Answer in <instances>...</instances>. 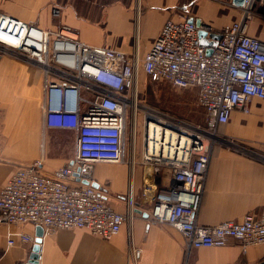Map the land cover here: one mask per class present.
<instances>
[{
	"label": "built area",
	"instance_id": "obj_1",
	"mask_svg": "<svg viewBox=\"0 0 264 264\" xmlns=\"http://www.w3.org/2000/svg\"><path fill=\"white\" fill-rule=\"evenodd\" d=\"M256 1L230 0L229 7L238 11L239 18L222 30L214 46L210 27L199 28L188 15L181 21L168 20L142 61L111 47L88 45L69 26L45 29L0 10V61L9 55L40 69L44 126L76 135L74 158L63 167L47 174L39 160L19 168L0 192V222L41 226L46 235L88 230L104 241L115 239L138 214L137 170L134 157L126 156V116L131 113L135 119L139 113L145 123L157 119L168 125L166 142L161 145L159 126L156 150L149 149L144 156L142 194L152 197L148 222L181 235L183 264H191L195 249L226 247L236 241L246 252L264 245V211L248 213L242 222L215 226L198 220L215 148L228 145L248 151L222 136L220 128L230 123L234 112L251 114L254 100L264 102V43L248 34ZM200 31L208 36L202 38ZM140 63L152 81L195 91L205 126L162 117L160 110L140 102ZM252 155L264 162V146ZM129 162L130 190L119 197L124 208L119 211L105 190L93 186L94 168L98 163ZM8 245H15L12 234ZM141 253L132 246L135 263Z\"/></svg>",
	"mask_w": 264,
	"mask_h": 264
},
{
	"label": "crops",
	"instance_id": "obj_2",
	"mask_svg": "<svg viewBox=\"0 0 264 264\" xmlns=\"http://www.w3.org/2000/svg\"><path fill=\"white\" fill-rule=\"evenodd\" d=\"M230 0H0V10L42 28L59 25L73 28L82 42L107 46L140 61L148 53L168 20L185 15L202 21L213 33L239 18ZM248 34L264 43V0H257ZM56 12V14H55ZM42 72L6 55L0 61V192L22 166L43 160V172L50 174L69 163L75 155L73 131L44 126ZM252 111L260 116L232 114L230 123L239 137H226L245 144L248 151L216 147L208 171L200 224L215 226L225 221L242 222L248 213L264 211V162L252 154L263 149L264 129L259 136L248 123H264V102L254 100ZM246 116V117H245ZM244 121V123H243ZM223 126L221 130L227 127ZM247 125V126H246ZM95 183L105 190L112 204L124 211L119 201L130 190L131 171L122 164L95 165ZM141 171H137L139 174ZM141 174L136 175L134 194L138 214L112 241L88 230L44 233L39 264H183L184 241L171 227L148 222L151 195L141 196ZM37 226L7 225L0 222V264H28L35 244L20 236L36 239ZM10 234L15 245L9 247ZM132 246L142 250L135 263ZM191 264H264V245L243 251L239 242L226 247L195 249Z\"/></svg>",
	"mask_w": 264,
	"mask_h": 264
},
{
	"label": "rangeland",
	"instance_id": "obj_3",
	"mask_svg": "<svg viewBox=\"0 0 264 264\" xmlns=\"http://www.w3.org/2000/svg\"><path fill=\"white\" fill-rule=\"evenodd\" d=\"M139 81H140V91H141L139 95L140 102L161 111H169L176 118L177 117L183 118V115L189 114V120L193 127L205 126L206 116L205 113L202 111V109H200L198 106L197 96L195 91L176 89L167 83L152 81L143 72L142 63H140ZM251 116H260V114L259 115H257V113L254 114V112L251 109ZM248 126H252V128L256 132H258L259 136L262 135V131L264 129V123L261 125L259 121L256 122L254 121V119H252V123H248ZM231 128H232L231 124L228 125L227 130L226 127L223 128V130L221 131L224 135L222 136L239 137L233 132ZM238 144H240V146L242 147L247 148L245 144H241V143ZM217 147L231 149V147L228 145L217 146ZM232 149L241 150L240 148H236V147ZM94 174H95V170H94ZM139 174H141L142 177L143 170L139 172ZM139 174L137 173V176ZM141 196H142V192H141ZM135 202L138 203V198L136 197H135Z\"/></svg>",
	"mask_w": 264,
	"mask_h": 264
},
{
	"label": "flooded vegetation",
	"instance_id": "obj_4",
	"mask_svg": "<svg viewBox=\"0 0 264 264\" xmlns=\"http://www.w3.org/2000/svg\"><path fill=\"white\" fill-rule=\"evenodd\" d=\"M161 111V110H160ZM162 117L173 116L169 111H161ZM164 114V115H163ZM179 120L183 121L187 126L190 124L189 114L183 115V118L177 117ZM164 119V118H162ZM152 121V127L150 125ZM146 123L143 120L141 114H137L134 119L131 113H128L126 116V127H127V143L128 147L126 150L127 157H134V165L137 171H142L144 167V156L147 155L149 149L154 153L158 145V127H161V145H163L167 137L165 134L168 129V125L165 121L158 122L157 119H150ZM170 139V137H168ZM134 143V144H133ZM132 163V161H131ZM131 163H126L125 165L130 168Z\"/></svg>",
	"mask_w": 264,
	"mask_h": 264
},
{
	"label": "water",
	"instance_id": "obj_5",
	"mask_svg": "<svg viewBox=\"0 0 264 264\" xmlns=\"http://www.w3.org/2000/svg\"><path fill=\"white\" fill-rule=\"evenodd\" d=\"M191 21L195 22L199 28L206 26L200 20L192 19ZM200 36L202 38H206L208 36V34L206 32H204V31H200ZM210 37L212 39H214V42L212 43V46H214L215 42H217V41H219L221 39V36H217V35H210ZM211 53H212V50H209L208 54H211ZM85 184H88V183L86 182ZM93 186L96 187V188H99V185L97 183L93 184ZM146 217H148V214H147ZM36 231L37 232H36L35 247L33 249V254L30 257V260L28 261V264H39V256H40L39 254H40L41 245L43 243L44 229L41 226H37V230Z\"/></svg>",
	"mask_w": 264,
	"mask_h": 264
}]
</instances>
